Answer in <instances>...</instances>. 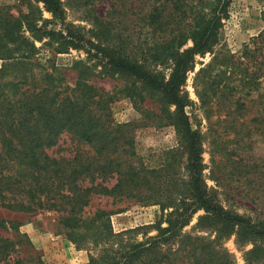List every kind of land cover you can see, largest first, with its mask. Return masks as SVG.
<instances>
[{
	"label": "trees",
	"instance_id": "trees-1",
	"mask_svg": "<svg viewBox=\"0 0 264 264\" xmlns=\"http://www.w3.org/2000/svg\"><path fill=\"white\" fill-rule=\"evenodd\" d=\"M40 1L56 19L65 21L61 0ZM173 1L178 13L164 14L167 5L162 3L151 15L154 29L170 31L171 37L164 36L148 47L140 61L122 54L120 51L128 53L122 43L95 42L67 25L59 30L46 23L39 25L42 17L37 18L36 10L14 16L0 8V207L61 212L68 234L79 245L100 247L85 264H237L234 254L223 245L233 235L238 244H253L244 251L245 264H264V220L254 221L226 209L205 181L203 136L187 111L192 100L183 89L197 55L213 52L230 0H208L210 8L204 12L187 0ZM188 16L192 18L189 22ZM44 37L56 52L87 47L88 54L102 62V72L129 74L157 90L162 114L174 125L180 140L160 169L148 170L133 150L130 123L111 124L113 96L89 83V65L75 62L80 72L71 85L52 58L48 63L36 58L34 39ZM189 38L193 44L183 48ZM222 65L220 55L214 52L212 60L196 73L195 88L203 105L215 96L224 98L223 92L218 93L222 90L217 77ZM232 67L228 64L225 70ZM64 133L75 141L73 154L51 155L48 150ZM181 153L187 154L185 161L177 156ZM180 164L188 176L180 174ZM160 170L165 173L157 175ZM114 173L117 182L109 187L105 182ZM146 185L166 187V198L156 197L163 199L158 202L162 210H173L156 223L158 232L145 234L143 240L125 237L133 230L114 232L110 213L103 209L88 218L81 214L95 194L157 199L152 198L156 189L148 194L150 188L143 189ZM188 194L190 198H185ZM200 209L205 212L195 227L215 233L213 238L184 232ZM16 244L9 237H0V264L10 263ZM13 264L24 261L14 259Z\"/></svg>",
	"mask_w": 264,
	"mask_h": 264
},
{
	"label": "rangeland",
	"instance_id": "rangeland-1",
	"mask_svg": "<svg viewBox=\"0 0 264 264\" xmlns=\"http://www.w3.org/2000/svg\"><path fill=\"white\" fill-rule=\"evenodd\" d=\"M61 1L65 21L56 19L40 0H0V8L14 16L36 10L37 18L42 17L38 20L39 25L46 23L58 30L67 25L95 42L107 45L122 43L128 53L120 52L138 61L156 41H162L164 36L171 37L170 31L164 33L154 29L153 8L163 3L167 5L164 14H175L180 10L173 0ZM187 1L194 6L200 5L198 10L203 12L210 8L206 4L208 0ZM190 20L192 18L188 16L187 22ZM221 22L213 52L197 55L195 68L188 72L183 89L192 104L187 111L203 136L204 178L208 187L216 192L226 209L254 221L264 220V0H230L228 17ZM47 39H34L36 58L43 63L52 58L63 69L65 80L71 85L75 84L80 72L75 62L89 65V83L113 96L110 101L111 124L130 123L133 150L148 170L160 169L164 160L173 155L168 152L180 146V140L174 125L162 114L163 104L157 90L129 74L102 72L103 64L93 54L94 49L93 55L88 54L87 47H71L66 52H56L53 46L45 43ZM192 44L189 38L183 48ZM214 52L223 60L217 77L221 79L219 89L222 90L218 93L223 92L224 98L217 99L215 96L216 99L203 105L196 92L195 76L212 60ZM2 62L0 58V67ZM228 64L233 67L225 70ZM158 68L163 69L160 65ZM165 72H170V67ZM170 109L174 110L175 106L171 105ZM73 142V137L64 133L59 143L48 152L54 156H69L74 152ZM177 156L184 161L187 158L186 153ZM179 172L184 177L188 176L184 165L180 164ZM164 173L160 170L157 175ZM116 182L117 175L114 173L105 184L112 187ZM148 188L146 185L143 189ZM151 189H148V194ZM154 189L155 196L152 198L157 199L143 201L141 198L145 197L133 194H95L81 214L88 218L103 209L110 213L114 232L133 230L125 237L143 240L145 234H156V223L162 217L166 219V215L173 210L172 207L162 210L158 202L163 199L156 197H165L166 187L160 185ZM185 198H190V195ZM204 212L200 209L184 232L215 237L210 230L195 227ZM61 216L62 213L56 210L26 212L0 207V237H9L17 242L9 264L18 258L23 259L24 264H85L91 254H97L100 247L79 245L68 234ZM223 245L234 254L237 264H245L244 251L253 246L252 243H236L234 235L225 239Z\"/></svg>",
	"mask_w": 264,
	"mask_h": 264
}]
</instances>
